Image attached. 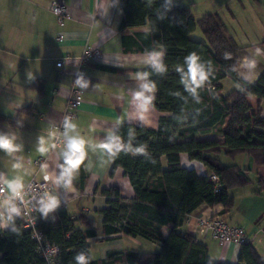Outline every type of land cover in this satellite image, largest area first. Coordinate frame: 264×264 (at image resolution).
I'll return each mask as SVG.
<instances>
[{
	"label": "crops",
	"instance_id": "obj_1",
	"mask_svg": "<svg viewBox=\"0 0 264 264\" xmlns=\"http://www.w3.org/2000/svg\"><path fill=\"white\" fill-rule=\"evenodd\" d=\"M233 2L236 7L230 8ZM238 2L242 4L239 8L244 15L239 27L232 28L229 25L236 21L233 10L237 12ZM52 3H60L66 7L67 17L63 28L58 26L55 15L49 10ZM111 3L112 0H0V113L16 116L23 125L17 128L0 122V131L14 133L18 142L23 144L22 152L14 155L0 149V183L4 184L5 179L21 176L26 184L34 175L41 180L42 174L48 173L49 191H58L61 199V205L55 213L58 214L61 210L70 216L82 213L96 221L98 235L88 239L89 245L93 241L106 240L109 246L106 248L107 254L158 251V242L123 233H103L100 211L107 204L106 197L101 193L102 189L115 186L122 197H133V188L123 169L116 168L110 173L113 162L106 153L99 150L88 151L84 164H89V161L91 164L87 168L84 164L80 166L70 189H58L54 184L62 163L59 153L63 145L51 147L53 125L61 119L77 68L75 59L57 67L56 62L61 58L79 56L86 45H92L101 52V60L88 64L84 69L91 83L88 89L82 91V103L73 120L77 124V131L86 141L98 143L108 131L117 129L123 123L150 129L158 127L161 113L153 106L148 111L141 112L132 100L136 89L135 74L146 68L144 39L137 33L146 32L148 28L129 30L123 37L118 29L123 15L122 7L120 3L115 6H111ZM174 4L189 7L195 18L207 13L218 14L226 26L227 34L242 47L237 75L242 79L240 73L247 75L248 79L243 80L249 84L257 81L264 70V51L261 55H255L257 48L264 50V0H180ZM242 19L247 20L248 24ZM59 32L64 34L63 42L56 41ZM247 57L257 61L254 69L242 66ZM28 73L32 74V78L28 77ZM36 79L43 82L40 90L28 87ZM232 84V89H238L237 84ZM223 91H226L224 86ZM248 101L251 110L255 111L257 99L248 96ZM29 105L32 106L31 112H22L17 116L19 109ZM261 114L264 117V102L261 103ZM39 136L46 137L50 146L44 154L36 150ZM207 137L222 141L221 136ZM18 157L22 158L23 166L14 168ZM40 157L46 158L43 165L45 167L38 168L33 164ZM236 158H239L238 165L248 166L247 169L254 171L257 179L262 177L264 180V167L255 166L245 155ZM181 165L194 169L199 176L209 173L201 162L189 160L185 154L181 155ZM260 190L258 193L246 191L244 194L241 190L235 192L239 204L242 201L254 202L251 206L252 217L241 214L238 210L243 208L237 202L229 211L221 204L201 205L187 216L184 228L207 245L213 262L242 264L238 261L241 244L222 245L209 234L201 236L197 233L198 218L215 214L230 225L243 226L248 242L264 260V187ZM168 232L169 227L162 229L163 236ZM120 262L130 264L125 260Z\"/></svg>",
	"mask_w": 264,
	"mask_h": 264
},
{
	"label": "trees",
	"instance_id": "obj_2",
	"mask_svg": "<svg viewBox=\"0 0 264 264\" xmlns=\"http://www.w3.org/2000/svg\"><path fill=\"white\" fill-rule=\"evenodd\" d=\"M119 3L123 15L118 29L123 37L129 30L148 28L137 35L144 39L146 50L159 45L166 48L168 72L151 77L157 83L153 107L161 113L157 129L133 123H123L116 129L124 140L129 129H134L136 142L147 144L151 159L123 152L111 157L113 166L110 173L116 168L123 169L133 188V197H122L115 186L102 189L107 204L100 211L102 230L104 234L123 233L158 242L160 249L152 252H109L105 259L93 260L92 264L121 260L130 264H225L213 262L207 245L184 225L187 216L201 205L221 204L229 211L234 205L231 190L252 183L249 169L236 163L224 165L220 156L235 159L245 155L255 166L264 167V117L261 114L264 70L254 84L247 83L237 75V71L232 70L233 65H239L242 47L227 34L224 22L216 13L195 18L189 7L174 4L167 18L158 20L156 13L163 0H153L151 6L145 0H119ZM197 27L205 42L191 37ZM193 51L203 60L211 61L215 68L211 78L214 90L202 91L200 104L184 103L172 94L183 91L175 68ZM226 54H230V58H226ZM227 77L238 85V89L223 91L222 81ZM42 86L41 79L28 85L39 90ZM248 96L257 99L255 111L251 110ZM31 111L32 106L29 105L19 109L17 116ZM2 121L12 127H23L17 123L16 116L0 113ZM209 135L221 136L222 141L207 137ZM182 154L189 160L201 162L209 173L199 176L194 169L183 167ZM210 174L216 175L217 180L210 181ZM257 183L260 189L264 187L262 177L257 179ZM17 223L21 225V220ZM96 226L94 219L82 213L70 216L61 210L55 223L47 224L41 219L38 229L50 243L59 247L58 264H74L75 254L89 250L88 239L97 237ZM164 227H169L166 236L162 234ZM238 261L242 264H264L249 242L241 244ZM0 264L46 262L38 254L30 232L23 229L19 236L6 230L0 233Z\"/></svg>",
	"mask_w": 264,
	"mask_h": 264
},
{
	"label": "clouds",
	"instance_id": "obj_3",
	"mask_svg": "<svg viewBox=\"0 0 264 264\" xmlns=\"http://www.w3.org/2000/svg\"><path fill=\"white\" fill-rule=\"evenodd\" d=\"M151 6L153 0H145ZM119 0H112L111 6H115ZM174 6V0H163L159 10L156 13L158 20L167 18V14ZM166 48L163 45L154 47L145 51L144 70L137 71L135 74L136 89L133 91L132 100L135 107L141 111H148L153 106L157 83L152 79L153 74L165 75L168 72V65L165 63ZM259 48L255 50V55H261ZM230 58V54H226ZM257 61L254 58L247 57L242 66L249 70L256 67ZM233 71H237V66H232ZM175 71L179 75V82L183 86V91L172 93L181 99L184 103L189 101L200 104L202 101L201 92L204 90H214L211 86V78L214 76V65L211 61H205L195 51L190 52L183 59V63L178 64ZM243 79L247 80L248 76L240 73ZM32 78V74L28 73ZM91 83L90 78L83 71H79L74 80L75 86L81 90L88 89ZM186 93V95H185ZM215 98V96H214ZM21 124L22 121H17ZM62 140L63 147L59 153L62 160L58 175L54 178V184L58 189L68 190L72 187L77 177L80 166L84 164L88 151L97 150L106 153L109 158L117 156L121 152L131 154L132 156L142 155L145 159H151V153L145 143L136 142L135 130L130 128L127 133V139L124 140L120 132L112 129L107 132L103 139L95 143L85 138L77 131V124L69 116L63 120ZM49 144L47 138L39 136L36 142V150L41 154L48 152ZM55 147V145H51ZM0 149L7 154L14 155L23 150V144L18 142L14 133L0 131ZM89 164H84L85 168ZM22 158H16L14 168H21ZM45 167V166H42ZM48 180L47 175L44 176ZM5 194L0 198V233L5 230L17 236L22 234L23 228L17 221L32 213H38L40 219H55V212L61 205V199L58 191H41L37 195H29L24 179L21 176H14L4 181ZM94 257L90 250L77 252L74 256V264H92Z\"/></svg>",
	"mask_w": 264,
	"mask_h": 264
},
{
	"label": "built area",
	"instance_id": "obj_4",
	"mask_svg": "<svg viewBox=\"0 0 264 264\" xmlns=\"http://www.w3.org/2000/svg\"><path fill=\"white\" fill-rule=\"evenodd\" d=\"M49 10L55 15L57 24L60 28H63L65 19L67 17V10L65 5L60 3H52L49 6ZM64 34L59 32L56 36L57 42H63ZM75 59L77 64L76 72L73 76L70 94L68 96L65 108L62 112L61 119L53 125L52 141L55 147L63 145L62 132H63V120L65 116L71 117L73 120L77 117V112L79 106L82 103V91L74 84V80L79 71H84L85 67L94 62L101 60V52L99 49L92 45H86L83 52L72 58L70 56H65L56 62L57 67H61L66 61ZM46 158L40 157L33 161L36 167H42L45 163ZM49 177L48 180L44 179V176ZM210 181H216L217 177L214 174L208 176ZM50 175L48 173H43L41 180L36 179L34 175L25 185L29 192V195H37L41 191H49ZM5 185L0 183V198L5 194ZM55 219H42L47 224H53L58 220V214H54ZM21 226L24 230L29 231L32 239L36 242V250L38 254L44 258L46 264H58L57 256L60 252L58 246L50 243L42 231L38 229L40 218L38 213H32L30 216H25L20 218ZM197 233L201 236L209 234L213 239L217 240L220 244L234 243L242 244L248 242L249 239L245 233V228L241 225H230L228 224L220 215H209L200 216L197 222Z\"/></svg>",
	"mask_w": 264,
	"mask_h": 264
},
{
	"label": "rangeland",
	"instance_id": "obj_5",
	"mask_svg": "<svg viewBox=\"0 0 264 264\" xmlns=\"http://www.w3.org/2000/svg\"><path fill=\"white\" fill-rule=\"evenodd\" d=\"M186 1V0H183V2ZM174 2H180V0H174ZM188 2H191V0H188ZM178 5V4H176ZM236 7V4L233 2L231 5H230V8L231 7ZM239 6H242V4L240 2H238V9H237V12H235V10H233L234 12V16H235V22L232 23L231 26L232 28H238L239 27V22H240V19L242 18V15H244V12L239 8ZM198 14V13H196ZM229 18V17H228ZM232 18V17H231ZM243 20V19H242ZM231 21V20H230ZM246 24H248L247 20H243ZM231 23V22H230ZM227 25V26H228ZM240 32H242L243 30H238ZM192 38L196 41H199V42H205V38H204V35L202 34L201 30L199 27H197L195 29V31L193 32L192 34ZM233 81L227 77L225 79H223L222 81V84L223 86L225 87L226 90H230L232 89V86H233ZM238 157V156H237ZM238 159L239 158H236V159H230L228 157H225V156H220V160L221 162L226 165V164H233V163H236L238 164ZM248 167V166H247ZM246 166L243 167V168H247ZM254 171H248V175L249 177L251 178V182L250 184L246 185V186H243V187H239V188H235V189H232L231 190V195H235L234 196V203H236L237 205H239V207L241 206L243 209H239L238 211L241 213V214H245V217L246 216H249V217H252L253 215V209H252V205L254 204V202H244L242 201L240 204L238 202H240L239 200L236 201V194L235 192L236 191H239L241 190L242 193H246V191H249L250 193H258L257 191L260 189V185L257 183V178L255 177L254 175ZM108 244H107V241L106 240H102V241H93L91 242L90 244V251H91V254L93 255L94 259L93 260H99V259H105L107 257V253H106V248H108ZM116 264H124L120 261L116 262Z\"/></svg>",
	"mask_w": 264,
	"mask_h": 264
}]
</instances>
